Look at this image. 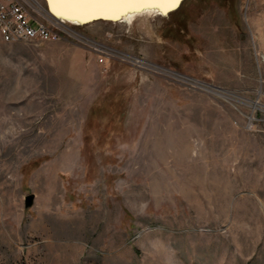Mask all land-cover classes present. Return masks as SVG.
<instances>
[{"label":"rangeland","instance_id":"1","mask_svg":"<svg viewBox=\"0 0 264 264\" xmlns=\"http://www.w3.org/2000/svg\"><path fill=\"white\" fill-rule=\"evenodd\" d=\"M182 4L0 36V264H264V0Z\"/></svg>","mask_w":264,"mask_h":264},{"label":"built area","instance_id":"2","mask_svg":"<svg viewBox=\"0 0 264 264\" xmlns=\"http://www.w3.org/2000/svg\"><path fill=\"white\" fill-rule=\"evenodd\" d=\"M71 26L59 22L46 7L45 0H0V36L3 40H58L71 33Z\"/></svg>","mask_w":264,"mask_h":264},{"label":"snow or ice","instance_id":"3","mask_svg":"<svg viewBox=\"0 0 264 264\" xmlns=\"http://www.w3.org/2000/svg\"><path fill=\"white\" fill-rule=\"evenodd\" d=\"M58 15L92 18L104 16L119 19L128 12H138L145 8H158L165 15L179 5L180 0H51Z\"/></svg>","mask_w":264,"mask_h":264},{"label":"water","instance_id":"4","mask_svg":"<svg viewBox=\"0 0 264 264\" xmlns=\"http://www.w3.org/2000/svg\"><path fill=\"white\" fill-rule=\"evenodd\" d=\"M183 1H185V0H180V3H179V5L178 6H176L174 9H172V10H170L168 13H167V15H169L170 14V12H173V11H175V10H177L178 8H180V6L182 5V2ZM158 13V14H160V15H162V16H166L165 14H164V12L162 11V10H160V9H158V8H145L144 10H142V11H138V12H128L126 15H122V16H120V18L119 19H110V18H106V17H104V16H95V17H92V18H88V17H86L85 19H84V22H85V24H87V23H91V22H95L96 20H103V21H124L125 20V18L127 17V16H130V15H133V16H136V15H140V14H142V13ZM138 17V16H137ZM33 200H34V195L33 194H30V195H28L27 196V199H26V206H32L33 205Z\"/></svg>","mask_w":264,"mask_h":264},{"label":"bare ground","instance_id":"5","mask_svg":"<svg viewBox=\"0 0 264 264\" xmlns=\"http://www.w3.org/2000/svg\"><path fill=\"white\" fill-rule=\"evenodd\" d=\"M45 2H46V7L50 10V12H51V14L59 21V22H61V23H71V24H75V25H81V24H85V22H84V19L86 18V17H84V18H79V17H68V16H66V15H58L57 14V11L54 9V7H53V4L51 3V0H45ZM142 14H148V15H155V14H157V15H160V14H158V13H142ZM137 16V15H136ZM136 16H133V15H130V16H127L126 18H125V20L123 21V22H129V23H132L133 22V20L136 18ZM119 22H122V21H119ZM75 32V31H74ZM5 41H10V40H8V39H6ZM11 42V41H10Z\"/></svg>","mask_w":264,"mask_h":264},{"label":"trees","instance_id":"6","mask_svg":"<svg viewBox=\"0 0 264 264\" xmlns=\"http://www.w3.org/2000/svg\"><path fill=\"white\" fill-rule=\"evenodd\" d=\"M183 5V4H182ZM182 5H181V7H182Z\"/></svg>","mask_w":264,"mask_h":264}]
</instances>
